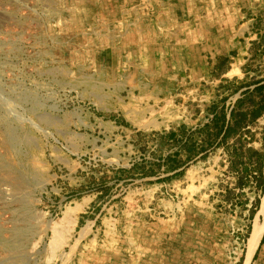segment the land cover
Wrapping results in <instances>:
<instances>
[{
    "label": "rangeland",
    "instance_id": "obj_1",
    "mask_svg": "<svg viewBox=\"0 0 264 264\" xmlns=\"http://www.w3.org/2000/svg\"><path fill=\"white\" fill-rule=\"evenodd\" d=\"M248 4L0 0V87L43 102L7 105L32 140L7 156L13 171L42 184L24 222L0 194V237L29 226L38 251L0 245L1 264H264L263 236L249 241L264 229L263 87H250L264 4Z\"/></svg>",
    "mask_w": 264,
    "mask_h": 264
},
{
    "label": "bare ground",
    "instance_id": "obj_2",
    "mask_svg": "<svg viewBox=\"0 0 264 264\" xmlns=\"http://www.w3.org/2000/svg\"><path fill=\"white\" fill-rule=\"evenodd\" d=\"M16 87H18V86H16ZM3 89L0 87V124L3 125V127L5 129V133L3 134L4 137L0 140H1V143L4 145V147L6 148V154H5V156H1V154H0V179L3 178V175L1 173L3 171H5L7 173H4V174H9V176H11V174L15 173V176H14L15 182H13L14 179L11 180V178H9V177L6 179V177H5V179L0 183L1 184L0 185V194H1V197L3 198L4 201L11 200V201H17V202L21 203L22 206L17 210L15 217L17 218V220H21L24 222V221H27L26 219H28V217L30 219L35 217V212L32 211V208H28V206L31 203L34 204V202H35L32 198L29 199V197H31L29 187H31V186L35 187V184L39 185V184H42V182L40 181L39 177L37 178L38 174L33 175V174H31V172L23 171V170L18 171V172L13 171V166L11 165L12 164L11 160H9L8 157L13 152H15V153L20 152V148H22V146L24 144L25 145L29 144L30 142H32V140H30L31 136L26 132L25 129L22 128V126H21L22 124L21 123L19 124V122H16V121H15L16 122V124H15L14 121L12 120L13 118L11 119V117L9 116L10 112H18V108L16 109L14 107H8V106L9 105L12 106V104H14V105L18 104L19 105V104H24L23 102H30L32 109L37 111L38 110L37 107L38 108L41 107L40 105L43 102H42V100L37 99V97H35L33 95V92H30L28 90L26 92L25 91L19 92L18 97L16 98V96H13L12 93L5 92L6 89L5 90H3ZM24 90H26V87ZM17 92H18V90H17ZM16 117H19V116L16 115ZM39 117H40V119H42V121H44L46 119L45 120L46 123H49V121H53L51 119V117L49 115L46 116V114H44V115L42 114ZM17 121H19V119ZM20 121H22V120H20ZM29 125H31V124L29 123ZM6 176H8V175H6ZM28 227L20 226V227L14 228V229H16L15 230L16 236L13 238V240L11 239V242H8L7 240H4L0 237L1 250H3V252H5L6 255L3 254V255H5V257L9 254L12 255V254L16 253L15 255H13V258H17V259L19 258L20 259L22 256L25 257L27 260H32L35 258L36 254L38 253V251L36 250V246H35L36 244L33 242L32 243L28 242V244L25 243L26 237L29 234L28 233V230H29ZM48 227L50 228L51 225L48 224ZM52 228H54V227L52 226ZM263 230H264L263 227L259 228V226L254 228L252 235H250V238H249L250 239L249 240L250 246H254V248L257 247V245L259 244V242L263 236ZM5 257H4V259L2 258V260L0 261L1 263L7 261V259L5 260ZM10 258H12V257H10ZM8 262H9V260H8Z\"/></svg>",
    "mask_w": 264,
    "mask_h": 264
},
{
    "label": "crops",
    "instance_id": "obj_3",
    "mask_svg": "<svg viewBox=\"0 0 264 264\" xmlns=\"http://www.w3.org/2000/svg\"><path fill=\"white\" fill-rule=\"evenodd\" d=\"M242 1H244V2H248L249 4L247 5V7H246V9L244 10V12H245V14H247L248 16H249V10H251L252 8H258V7H261V5L262 4H264V0H259L261 3L260 4H251V2H254V1H256V0H242ZM234 5L235 4H233L232 6H233V10L235 9L234 8ZM252 7V8H251ZM243 12V11H242ZM241 13V11H239L238 12V15ZM247 33H249V32H247ZM262 63H263V67H264V58H263V61H262ZM259 79H258V81H257V83L256 84H253V85H251L250 87H251V89L253 88V87H256V88H260V87H263L262 89H263V95H262V98H263V108H264V72L258 77ZM264 111V109H261V110H259V112H263Z\"/></svg>",
    "mask_w": 264,
    "mask_h": 264
},
{
    "label": "trees",
    "instance_id": "obj_4",
    "mask_svg": "<svg viewBox=\"0 0 264 264\" xmlns=\"http://www.w3.org/2000/svg\"><path fill=\"white\" fill-rule=\"evenodd\" d=\"M262 108H263V106H262ZM259 110L260 109H255V110H253L252 111V117H251V121H253L255 118H257L258 116H259ZM232 115V117H233V114H231ZM237 124H239V121L237 120V122H236ZM228 126H227V129H226V132H227V130H228ZM226 134V133H225ZM262 240H264V235H263V238H262Z\"/></svg>",
    "mask_w": 264,
    "mask_h": 264
}]
</instances>
